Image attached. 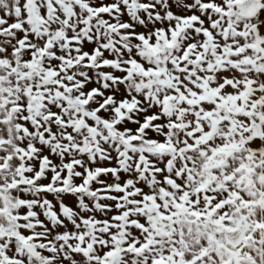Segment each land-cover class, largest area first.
I'll use <instances>...</instances> for the list:
<instances>
[{
  "label": "snow or ice",
  "instance_id": "6c2138e0",
  "mask_svg": "<svg viewBox=\"0 0 264 264\" xmlns=\"http://www.w3.org/2000/svg\"><path fill=\"white\" fill-rule=\"evenodd\" d=\"M0 264H264V0H0Z\"/></svg>",
  "mask_w": 264,
  "mask_h": 264
}]
</instances>
